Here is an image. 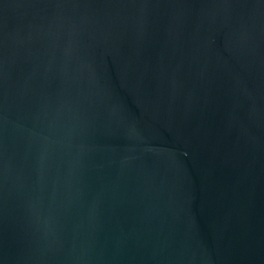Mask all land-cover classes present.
I'll list each match as a JSON object with an SVG mask.
<instances>
[{"label":"water","instance_id":"water-1","mask_svg":"<svg viewBox=\"0 0 264 264\" xmlns=\"http://www.w3.org/2000/svg\"><path fill=\"white\" fill-rule=\"evenodd\" d=\"M0 264H264V0H0Z\"/></svg>","mask_w":264,"mask_h":264}]
</instances>
